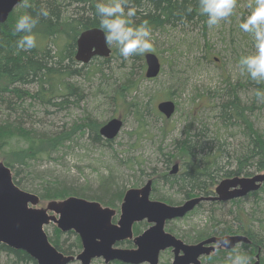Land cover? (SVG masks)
<instances>
[{
	"label": "trees",
	"instance_id": "trees-1",
	"mask_svg": "<svg viewBox=\"0 0 264 264\" xmlns=\"http://www.w3.org/2000/svg\"><path fill=\"white\" fill-rule=\"evenodd\" d=\"M30 2L33 5L32 9H25L22 0L18 9L13 10L4 23H0V106L3 107H0V159L11 169L14 183L24 190L37 194L41 200H59L73 195L117 207L124 190L110 178H102L97 189L88 190V186L65 185L61 180L51 178L50 175L36 171L32 167V160L49 157L52 152L59 150L70 139V135L75 133L77 127L82 129V133L87 132L97 144L108 145L111 140L102 138L98 133L100 125L87 116L83 118L82 125H71L53 134L37 135L33 132L34 122L31 116L34 112L31 109L34 104L44 110L52 107L77 106L86 96L81 92V86L69 79L83 77L92 82L93 78H98L99 81L93 85L91 96L110 99L114 106L124 102L127 110H132L134 119L140 127L142 110L139 107H131L133 103L136 104L133 91L136 90L137 81L129 78V73L132 74L134 69L139 67L135 62L143 61V56L130 57L128 72L121 74L119 85L108 82L105 70L110 69L111 59L116 58L113 53L107 58L94 57L89 64H80L74 59L75 41L79 33L90 28H100L95 15L98 0H30ZM240 2L242 0L238 1ZM133 3L138 8L135 22L140 23L146 19L151 28L166 25L185 27L207 21L206 16L198 13L197 0H133ZM246 4L248 5L247 2ZM189 6L193 9L191 13L186 11ZM41 7H46L52 18L41 17L40 23L34 29L37 47L30 51L17 50L16 41L20 35L14 32L17 18L26 11L35 14L34 9ZM241 18L243 19V15ZM244 84L236 81L234 84L229 83L222 90L218 96L215 116L217 121L215 120L214 126L209 127L205 124L186 126L181 132L182 137L174 140L173 151L166 152L162 158L165 169L160 176L162 185L187 199L194 195L213 194L214 186L223 177L249 176L253 172L264 170V130L255 128L251 120L253 110L241 95L248 90V80ZM252 86L255 91L257 88L264 89V83L257 85L253 81ZM27 111H31V114L26 113ZM230 129L238 131L242 139L239 143L232 144L227 141L228 137L235 136ZM161 130L164 131L163 127ZM174 157L179 158L181 168L177 174H170L169 164ZM152 182L154 196L155 180ZM261 189L264 191V183L259 190L250 195H257ZM155 198L173 204L170 198L165 199L159 195ZM239 201L241 199L231 200L230 203ZM201 205L202 203L198 207ZM219 221L216 220L217 223ZM215 223L203 232H198L196 236L191 237L192 239L178 235L169 224L166 229L185 242L199 241L213 233L223 235L235 231L227 225L214 230ZM262 224L259 223V226L254 228L255 226L248 220L237 227V230L250 240L248 244H241L249 258L251 254L260 255L261 249L264 251ZM142 225H134L135 234L141 231ZM47 227L51 228L50 233L47 231L48 239L57 250L75 255L81 249L80 240L73 231L61 232L52 224L46 226V230ZM127 244L131 246L129 241ZM222 252L230 254L233 250ZM2 254L6 256L3 264H36L26 252L0 243V255Z\"/></svg>",
	"mask_w": 264,
	"mask_h": 264
},
{
	"label": "rangeland",
	"instance_id": "rangeland-1",
	"mask_svg": "<svg viewBox=\"0 0 264 264\" xmlns=\"http://www.w3.org/2000/svg\"><path fill=\"white\" fill-rule=\"evenodd\" d=\"M246 2L248 3V0L237 3L234 14L221 21L218 26L209 27L205 21L185 27L166 25L151 28L153 41L151 51L161 61V72L153 79L146 78L143 60L135 62L139 67L135 68L132 74L129 73V78L137 81L136 90L133 91L136 104L133 103L131 107H139L142 110L140 127L134 119L132 110H127L124 102L114 106L110 99L91 96L93 85L99 81L98 78H93L92 82L83 77L69 79L81 86V92L86 96L77 106L52 107L44 110L34 104L31 109L34 112L31 120L34 122L33 132L37 135L53 134L71 125H82L83 118L87 116L99 125L112 116H120L124 124L119 134L108 145L97 144L87 132L82 133V129L77 127L75 133L70 135V139L59 150L52 152L49 157L32 160V167L36 171L50 175L51 178L61 180L65 185L88 186L89 189L86 188L88 190L97 189L98 183L105 177L112 179L124 191L131 187H139L151 178L155 180L153 198L159 195L165 199L170 198L173 204L182 203L185 200L182 195L161 183L160 176L165 170L162 165L163 155L173 151L174 140L182 137L181 132L186 126L202 124L214 126L215 120L217 121L215 116L218 96L229 83L239 81L243 85L248 80V90L241 95L253 110L250 116L255 128L264 130V102L255 97L253 81L250 78L246 79V75H241L238 67L241 55L255 52L253 38L239 28L242 15L244 18L249 12ZM109 45L116 58L111 59L110 69L105 70V78L108 77V82L119 85V78L122 73L128 72L127 67L131 61L130 58L121 57L115 45ZM141 65H144L143 68ZM103 81L106 82L104 79ZM167 98L176 105L175 112L170 118H165L156 109V104ZM147 106L149 112L146 111ZM31 111L26 113L31 114ZM28 126L29 124L26 125ZM162 127L164 131L161 130ZM229 131L235 136L228 137V142L237 144L242 140L237 130ZM174 162H178L181 168L179 158L175 157L171 158L170 168ZM255 173H264V170L253 172L251 175ZM47 201L42 200L37 207H44ZM216 220L220 221L217 223ZM248 220L255 226L254 228H257L259 223L264 225L262 189L257 195H248L239 202L219 204L203 202L181 220L170 222L169 226L185 239H192L191 237L200 231L203 232L215 222L217 227L215 226L214 230L227 225L235 231L225 234L241 233L237 227ZM142 224V228L147 226L145 223ZM46 231L50 233L51 228L47 227ZM121 246L128 244L123 243ZM236 248L245 251L240 244ZM230 254L220 251L202 259L201 264H229ZM247 255L249 256L248 253ZM5 260L6 256L0 255V264ZM171 260V251L165 250L160 254L158 264H171ZM254 260L255 254H251L249 264ZM259 262L264 264L262 249ZM69 264L81 263L75 260ZM90 264H103V259H93Z\"/></svg>",
	"mask_w": 264,
	"mask_h": 264
},
{
	"label": "water",
	"instance_id": "water-1",
	"mask_svg": "<svg viewBox=\"0 0 264 264\" xmlns=\"http://www.w3.org/2000/svg\"><path fill=\"white\" fill-rule=\"evenodd\" d=\"M22 0H0V23H4L15 6ZM76 61L88 63L95 56L107 57L110 48L100 28H90L79 33L75 41ZM147 78L155 77L160 63L154 53L144 55ZM157 109L170 117L175 105L170 100L161 101ZM119 117H112L99 128L105 139H113L122 128ZM177 164L171 173L176 172ZM264 173L252 176L227 177L218 182L213 196H197L179 205H170L150 198L152 180L138 188L127 189L119 206V218H112L115 210L95 200L70 195L61 200L48 201L45 207H36L38 195L18 187L11 170L0 160V243L26 252L36 264H69L74 260L90 264L94 258H103L104 263L119 261L125 264H158L159 253L171 248V264H200L199 257L209 255L217 248L222 237L231 243L225 249H232L238 243H250L246 235L210 236L197 243L187 244L164 229L166 221L181 218L202 201L225 202L241 198L259 189ZM146 220L150 226L138 235H133L132 226ZM54 223L61 232L73 231L78 235L81 250L76 255H67L57 250L48 240L44 225ZM131 239L133 248L115 247L116 242ZM221 248V247H220ZM253 264H259L258 254Z\"/></svg>",
	"mask_w": 264,
	"mask_h": 264
},
{
	"label": "clouds",
	"instance_id": "clouds-1",
	"mask_svg": "<svg viewBox=\"0 0 264 264\" xmlns=\"http://www.w3.org/2000/svg\"><path fill=\"white\" fill-rule=\"evenodd\" d=\"M238 0H197V10L200 15L207 17L209 27L218 26L234 14ZM25 9H32L30 0H23ZM249 12L242 19L239 28L253 38L255 52L239 57L238 67L241 75H246L257 85L264 83V0H248ZM186 11L191 13L192 7ZM32 12L21 14L14 27V32L20 34L16 48L20 51H30L37 47V35L34 32L41 17L50 19V11L46 7L34 9ZM138 8L133 0H98L95 15L99 27L105 35L107 43L115 45L120 56L130 58L151 51L153 47L152 29L148 20L135 22ZM145 15L147 13H144ZM255 97L264 102V89L257 88ZM223 243L217 242V248L227 247L230 241L222 237ZM229 264H249L246 252L234 248L228 257Z\"/></svg>",
	"mask_w": 264,
	"mask_h": 264
},
{
	"label": "bare ground",
	"instance_id": "bare-ground-1",
	"mask_svg": "<svg viewBox=\"0 0 264 264\" xmlns=\"http://www.w3.org/2000/svg\"><path fill=\"white\" fill-rule=\"evenodd\" d=\"M256 174V173H255ZM254 175V174H253ZM242 176H244V175H242ZM250 176H252V175H250ZM264 183V181L262 182V184ZM262 184H261V186H262ZM260 186V187H261ZM260 189V188H259ZM255 256H256V254H255ZM256 258V257H255ZM258 260H259V256H258ZM259 264H260V262H259Z\"/></svg>",
	"mask_w": 264,
	"mask_h": 264
}]
</instances>
